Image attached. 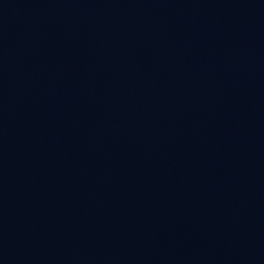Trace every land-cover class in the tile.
I'll return each instance as SVG.
<instances>
[{
  "label": "water",
  "instance_id": "95a60500",
  "mask_svg": "<svg viewBox=\"0 0 264 264\" xmlns=\"http://www.w3.org/2000/svg\"><path fill=\"white\" fill-rule=\"evenodd\" d=\"M0 264H264V0H0Z\"/></svg>",
  "mask_w": 264,
  "mask_h": 264
}]
</instances>
